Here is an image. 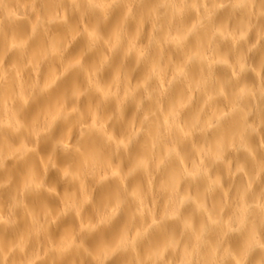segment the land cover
<instances>
[{
    "label": "clouds",
    "instance_id": "9594fccd",
    "mask_svg": "<svg viewBox=\"0 0 264 264\" xmlns=\"http://www.w3.org/2000/svg\"><path fill=\"white\" fill-rule=\"evenodd\" d=\"M0 264H264V0H0Z\"/></svg>",
    "mask_w": 264,
    "mask_h": 264
}]
</instances>
